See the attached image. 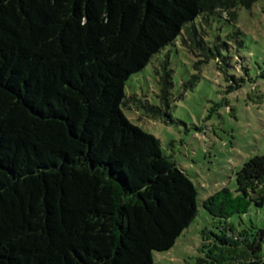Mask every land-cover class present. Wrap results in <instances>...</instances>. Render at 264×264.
<instances>
[{"label": "trees", "instance_id": "trees-1", "mask_svg": "<svg viewBox=\"0 0 264 264\" xmlns=\"http://www.w3.org/2000/svg\"><path fill=\"white\" fill-rule=\"evenodd\" d=\"M258 1L0 0V264H154L175 246L198 191L126 116L127 82L181 35L198 69L222 63L212 22L236 24ZM172 73L160 76L162 107ZM202 205L222 230L196 264H264V229L226 233L264 206V155L243 165L235 192Z\"/></svg>", "mask_w": 264, "mask_h": 264}, {"label": "rangeland", "instance_id": "rangeland-1", "mask_svg": "<svg viewBox=\"0 0 264 264\" xmlns=\"http://www.w3.org/2000/svg\"><path fill=\"white\" fill-rule=\"evenodd\" d=\"M210 33L222 37V57H226L222 63L212 60L198 69L195 56L182 46L181 35L126 85V95L134 103L132 109L123 108L126 116L160 141L164 155L172 158L198 191L197 218L172 249L154 252V264H196L204 238L212 240L222 230L203 201L225 187L235 192L243 165L264 155V0L251 10L239 9L236 24L214 20ZM165 67L173 71L169 108L162 107L158 97ZM199 73L194 89L180 98ZM147 108L168 110L171 120L154 118ZM228 222L237 229L227 227L226 233L233 236L253 226L264 229V206L252 205L248 214Z\"/></svg>", "mask_w": 264, "mask_h": 264}]
</instances>
